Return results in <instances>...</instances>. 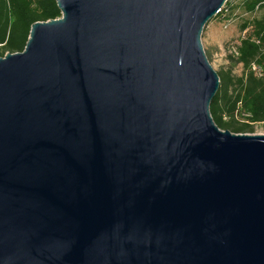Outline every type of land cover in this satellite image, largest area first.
Wrapping results in <instances>:
<instances>
[{
    "label": "water",
    "instance_id": "obj_1",
    "mask_svg": "<svg viewBox=\"0 0 264 264\" xmlns=\"http://www.w3.org/2000/svg\"><path fill=\"white\" fill-rule=\"evenodd\" d=\"M0 57V264H264V135L210 118L229 0H55Z\"/></svg>",
    "mask_w": 264,
    "mask_h": 264
},
{
    "label": "trees",
    "instance_id": "obj_2",
    "mask_svg": "<svg viewBox=\"0 0 264 264\" xmlns=\"http://www.w3.org/2000/svg\"><path fill=\"white\" fill-rule=\"evenodd\" d=\"M229 1L217 17L228 20L229 10L232 15L241 9L247 18L239 32L245 33L234 45L237 55L229 56L234 65L216 73L219 87L209 113L219 130L252 135L254 125H264V0H241L232 8ZM60 18L55 0H0V57L23 52L33 24ZM253 64L260 76L254 74ZM237 65L241 73L236 76L232 69Z\"/></svg>",
    "mask_w": 264,
    "mask_h": 264
},
{
    "label": "rangeland",
    "instance_id": "obj_3",
    "mask_svg": "<svg viewBox=\"0 0 264 264\" xmlns=\"http://www.w3.org/2000/svg\"><path fill=\"white\" fill-rule=\"evenodd\" d=\"M241 0H231L227 6H238ZM227 14V13H226ZM247 18L242 13L241 9H237L231 15L229 10V19L213 18L210 20L201 33V45L208 62H210L213 70L217 72L226 71L230 66L234 65L229 56L232 47H234L236 40L242 33L239 32L240 26ZM234 75L241 73V66H234L232 69ZM254 133L252 135H264V125L256 124L253 127Z\"/></svg>",
    "mask_w": 264,
    "mask_h": 264
},
{
    "label": "built area",
    "instance_id": "obj_4",
    "mask_svg": "<svg viewBox=\"0 0 264 264\" xmlns=\"http://www.w3.org/2000/svg\"><path fill=\"white\" fill-rule=\"evenodd\" d=\"M230 54H232V55H237V51H236V48L235 47H232V49H231V51H230ZM252 70H253V72H254V74L256 75V76H260L261 74V70H260V68L256 65V64H253L252 65Z\"/></svg>",
    "mask_w": 264,
    "mask_h": 264
}]
</instances>
